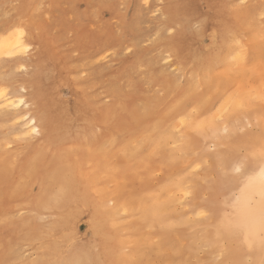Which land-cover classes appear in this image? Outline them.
I'll use <instances>...</instances> for the list:
<instances>
[{
	"label": "bare ground",
	"instance_id": "obj_1",
	"mask_svg": "<svg viewBox=\"0 0 264 264\" xmlns=\"http://www.w3.org/2000/svg\"><path fill=\"white\" fill-rule=\"evenodd\" d=\"M167 14L165 31L171 34H160L153 51L167 53L178 75L163 79L166 95L144 101L141 110L135 91L109 103L94 98L43 37L35 39L33 76L16 79L15 72L29 63L17 56L27 50V36L10 28L0 39V55H7L0 61V264H189L183 249L168 256L176 227L191 225L172 208L174 199L186 195L188 152L194 137H215L212 117L232 130L243 120H258L256 110L234 116L241 102L231 90L250 83L253 65L264 72V45L227 0H172ZM198 18L204 26L193 28L190 22ZM108 41L92 36L90 46L100 50ZM143 61L138 53L125 64ZM25 84L33 88L30 100L21 93ZM177 138L181 156L168 147ZM237 138L229 146L245 150L239 196L246 200L231 211L236 219L219 213L212 240L202 234L205 229L196 239L211 252L224 246L220 264H264V147L248 135ZM162 167L167 173L155 184ZM19 211L26 215L14 221ZM43 214L51 222H41ZM22 243L36 249V262L19 255Z\"/></svg>",
	"mask_w": 264,
	"mask_h": 264
},
{
	"label": "rangeland",
	"instance_id": "obj_2",
	"mask_svg": "<svg viewBox=\"0 0 264 264\" xmlns=\"http://www.w3.org/2000/svg\"><path fill=\"white\" fill-rule=\"evenodd\" d=\"M171 1L27 0L26 5H22L20 0H6V4L0 5V39L9 33L7 30L10 28L13 31L20 30L27 36L26 42L29 46L24 53L17 56L29 63L15 72L16 79L18 77L20 80H28L33 76L36 69L30 61L36 60L35 39L43 37L54 47L56 56L68 64L80 86H87L86 91L94 98L109 103L119 94L135 91L132 98L135 106L141 110L144 101L166 95V83L163 79L178 75L175 66L171 65L172 58L167 53L153 51L160 34H171L170 30L165 31L169 21L167 7ZM227 1L229 6L242 11L243 20H250L255 42L264 45V0ZM203 22L198 18L190 23L193 28H198L204 26ZM98 35L107 36L109 39L100 50L90 46L91 37ZM138 53L144 55L141 64L136 67L125 64ZM3 59H7L6 54L0 55V61ZM230 67L236 68L234 65ZM157 76L161 78L160 83L154 80ZM246 77L250 83L233 85L231 90L234 100L241 102L234 107V116L242 118L248 111L256 110L258 120H253L249 123L250 126L243 120L232 130L223 119L212 117L211 122L217 128L216 135L204 139L194 137L195 145L187 155L191 167L184 175L186 195L171 203L175 215L184 217L191 225L180 224L176 227L171 235L172 244L168 256L172 257L174 251L183 249L189 264H220L224 256V246L211 252L206 242H198L197 237L205 229L202 234L212 240L219 213L230 218L231 211L240 209L242 202L246 200L245 196H239L243 189L239 181L240 174L246 169L245 150L238 146L232 151L229 146L231 139L236 137L238 140L237 137L241 139L248 135L251 140L257 139L261 148L264 147V72L261 66L253 65L247 70ZM185 79L179 76L180 81L184 82ZM23 90L21 93L24 98L30 100L33 88L25 84ZM30 108L33 105L30 104ZM168 147L174 155L177 153L181 156L178 138L174 143H169ZM223 161H226V166H221L223 169L220 170ZM166 173V169L162 167L155 173L153 183L158 184ZM129 191L136 193L138 183H132ZM240 198L242 199L239 201ZM15 203L11 201L9 205ZM25 215V211H19L14 214L13 220L15 218L14 221H20ZM41 216L44 224L51 222L53 218L44 214ZM232 218L236 219V216ZM195 227L200 230L197 232L196 229V235L192 237L190 231ZM18 253L24 261H37L36 249L32 245L20 244Z\"/></svg>",
	"mask_w": 264,
	"mask_h": 264
},
{
	"label": "snow or ice",
	"instance_id": "obj_3",
	"mask_svg": "<svg viewBox=\"0 0 264 264\" xmlns=\"http://www.w3.org/2000/svg\"><path fill=\"white\" fill-rule=\"evenodd\" d=\"M21 103H23V101H21ZM34 123V122H33ZM33 132H36L37 131V129L35 128V127H33Z\"/></svg>",
	"mask_w": 264,
	"mask_h": 264
}]
</instances>
